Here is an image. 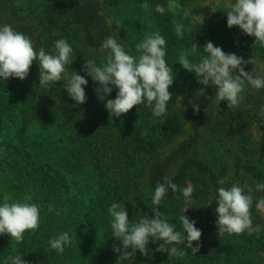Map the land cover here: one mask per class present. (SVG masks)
Listing matches in <instances>:
<instances>
[{
	"label": "trees",
	"instance_id": "obj_1",
	"mask_svg": "<svg viewBox=\"0 0 264 264\" xmlns=\"http://www.w3.org/2000/svg\"><path fill=\"white\" fill-rule=\"evenodd\" d=\"M179 1L186 4L193 0ZM137 3L149 5V18L167 41L166 60L175 77L169 89L172 99L160 118H154L146 104L119 118L110 117L104 101L97 98V84L84 71V63L94 60L101 66L106 62L101 46L113 37L114 30L107 25L97 0H0V25L9 24L27 35L37 52L44 48L52 54L55 41L66 39L73 49L69 71L88 81L87 101L77 105L64 89L67 80L48 87L39 85L38 61L33 62L23 81L0 79V135L6 119L18 127L15 141L0 140V204L5 194L22 200L31 191L41 216L36 234H26L20 244L7 235L0 236V264L15 255H21L27 264H117L119 254L113 251V245L122 244L112 236L108 208L113 203L124 204L132 223L145 216L152 218L157 182L164 183L166 178L180 189L189 184L194 188L193 204H185L182 192L168 189L158 210L177 231L183 232L181 215L195 221V227L202 231L200 251L192 255L185 241L176 246L187 255L169 259V253L156 251L161 242L150 240L148 256L137 252L131 262L121 264H264V213L255 207L264 192L252 195V222L260 226L259 232L218 233L215 207L218 188L228 187V181L225 185L218 183L225 178V169L217 173L189 155L200 140L199 126L211 104L207 97L214 99L216 89L199 86L204 93H198L193 102L200 107L198 114L191 104L177 106L175 101L198 87L196 75L178 65L180 52L192 44L198 47L191 54L196 61L207 55L203 48L211 41L227 53L255 55L263 65L264 47L254 44L255 38L238 27L228 28L226 12L218 13L201 32L184 29L181 39L175 35L168 0ZM157 4L165 7L163 15L155 11ZM253 90L236 112L221 101L211 131L234 127L241 147V155L235 159L237 172L240 169L264 183V117L260 116L264 89ZM117 92L114 88L108 99H115ZM34 125L51 132L52 138H28L26 131ZM177 162L175 174L167 177L169 167ZM49 205L60 215L49 213ZM62 232H69L73 243L58 255L48 250V241Z\"/></svg>",
	"mask_w": 264,
	"mask_h": 264
},
{
	"label": "clouds",
	"instance_id": "obj_2",
	"mask_svg": "<svg viewBox=\"0 0 264 264\" xmlns=\"http://www.w3.org/2000/svg\"><path fill=\"white\" fill-rule=\"evenodd\" d=\"M19 6V5H18ZM142 7L149 9L147 3ZM182 8L177 0H168L167 11L175 13ZM165 7L157 4L155 11L161 15L165 13ZM227 14L228 28L238 27L244 34L254 37L255 43L264 47V0H235L230 5ZM184 25H175V35L183 38ZM166 39L159 33H145L143 39L136 44L134 56L126 52L124 46L109 36L102 44L101 51L108 50L106 62L97 66L94 60L84 63V71L98 84L95 89L97 98L105 102V108L110 117L119 118L128 114L133 108L145 105L151 110L154 118H160L167 112L168 104L172 99L169 91L174 83L173 69L167 63ZM198 50L196 44L182 51L178 57V63L184 70L196 75L197 83L207 88L209 85L216 89L215 98L207 97L213 104L221 101L227 102L228 109L239 107L244 102L246 85L255 90L264 89V78L254 76L252 72H246V65L254 61L244 60L233 53H225L222 48L215 46L211 41L206 42L203 50L207 54L199 62H190L188 56ZM73 49L66 39L55 41L54 53L50 54L44 48L35 49L31 39L19 32L9 24L0 25V79L8 81L10 78L25 80L33 62L39 64V85L48 87L58 82L67 80L64 89L69 97L77 105H83L87 101L85 86L88 81L75 71H69ZM238 73V74H237ZM118 89L115 99H108L113 89ZM198 93H204L201 89ZM194 113L200 112L198 104L189 101ZM208 110H206L207 112ZM260 116L264 117V107ZM227 177L219 179L220 185H225ZM168 189L173 193L182 192L185 204L194 203L192 185L180 189L177 184L165 179L164 183L157 182L152 203L154 205L153 217L145 216L138 223L129 221L124 204L113 203L108 208L111 218L110 227L112 236L121 242L122 247L113 245V251L119 254L117 264L133 260L139 252L141 255H149V242L160 241L156 251L169 253V259L183 258L187 253L176 245H184L191 249L192 255L200 251L202 231L195 227V221L189 220L184 214L179 217L183 232L177 231L175 225L170 224L158 208L167 195ZM253 189L241 187L233 183L230 187H219L216 226L218 233L228 235H249L259 232L260 226L253 225L252 206ZM256 191L264 192V184H257ZM179 198V197H178ZM135 206V205H133ZM256 210L264 212V198H260L255 204ZM189 208L185 209L184 213ZM48 212L60 211L52 205L48 206ZM41 223L40 206L33 202L31 191L23 196L22 200H13L5 194L3 203L0 204V236L7 235L17 244L23 242L25 235H35ZM186 234V235H185ZM193 242L196 246L193 247ZM73 243V237L69 232H62L48 241L49 251L54 250L62 255L66 246ZM167 246V247H166ZM130 249V250H129ZM4 264H27L21 255L8 256Z\"/></svg>",
	"mask_w": 264,
	"mask_h": 264
},
{
	"label": "rangeland",
	"instance_id": "obj_3",
	"mask_svg": "<svg viewBox=\"0 0 264 264\" xmlns=\"http://www.w3.org/2000/svg\"><path fill=\"white\" fill-rule=\"evenodd\" d=\"M97 1L102 5L101 14L105 17L107 25L111 30L114 27L112 32L113 38H115L119 44L124 46L126 52L138 56V53H136L135 50L136 44L143 39L145 33L156 32L155 25L149 18V9L145 10L142 7L144 3H137V0ZM177 2L182 5V8L175 13L170 12L171 20L174 25L183 24L184 29L189 32H201L212 23L218 13L227 12L230 9V5L233 4L235 0H193L186 4H182L179 0H177ZM103 52H106L105 58H107L108 50H104ZM237 56L242 57L244 60L252 59L254 63L246 65L244 70L248 72L254 70L253 74L264 78V65L258 57L249 54ZM188 58L190 62H199V60L196 61L194 55L190 54ZM178 65L180 64L178 63ZM199 86L200 84H198L197 89L187 91L178 96L175 100L177 106L185 103L190 104L189 101L195 102ZM253 93L254 90L246 85L245 92L243 93L244 97ZM217 108L218 105H215L212 102L208 106L204 123H201L199 126L200 140L195 147L189 150V155L207 164L217 173H219L221 169H225V177H227L228 187L233 183L244 187L246 191L247 188L250 187L253 189L251 195H254L258 192L256 191V185L264 183L253 178L251 175L245 174V172L240 169L237 172L235 159L238 155H241V147L237 142L238 135L236 129L233 127L230 130L218 133H213L211 131V127L215 121ZM237 109H239V107L233 108V111L236 112ZM6 121L7 119L5 120L4 128L1 131L0 140L15 141L18 127L11 121ZM26 135L30 139H37V137L52 138L51 132L40 130L35 125L29 127L26 131ZM184 138H186V136L178 139L177 143L181 142ZM177 166L178 162L169 167L167 177L170 178L175 174Z\"/></svg>",
	"mask_w": 264,
	"mask_h": 264
}]
</instances>
